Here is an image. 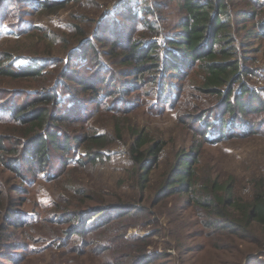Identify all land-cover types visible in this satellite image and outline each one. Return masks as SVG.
I'll use <instances>...</instances> for the list:
<instances>
[{"label": "rangeland", "instance_id": "374dc122", "mask_svg": "<svg viewBox=\"0 0 264 264\" xmlns=\"http://www.w3.org/2000/svg\"><path fill=\"white\" fill-rule=\"evenodd\" d=\"M41 1L0 0V64L9 66L11 56L18 58L17 62L20 63L28 62L25 61L27 57L46 61L42 65L43 78L21 79L0 75V104L7 106L31 102L33 98L27 92L41 90L42 83L49 78L54 82L53 85L60 86L58 91L61 96L69 95V99L73 97L74 102H78L76 113H79L82 103L88 104L84 106L87 111L83 114L84 118L72 120L71 124L60 122L63 129L67 126L70 132L77 130L80 135L86 134L89 129L96 132L108 129L114 138L118 136L113 128L118 120L123 126V136H129L128 130L131 128H142L151 138L166 143L164 156L150 173L146 192L149 203H144L148 210L139 212L133 218L135 225L127 231V237H147L148 251L154 256L150 263L142 261L138 264H251L264 261V251L259 252L255 248L246 251L242 258L233 249L237 243L229 238L225 239L221 249L214 250L212 242L215 239L211 240L205 235L211 229L200 223L196 212L188 207L186 195H172L162 201L157 197L164 176L173 165L176 152L180 149L191 151L200 145L199 162L196 163L197 177L218 176L221 181L232 177L237 192L248 198L253 182L264 178V112L235 113L239 121L256 124L254 133L242 136L236 134L216 143H207L199 131L202 126L188 115L193 112V105L205 108L204 105L208 104L206 98L199 100L190 94L193 69L178 77H173L174 72L171 70L167 71V75L165 72L160 80L162 84L172 86L163 92L158 82L143 84L139 87L141 93L137 91L128 94V86L124 87V91H116L117 87L140 82L136 76L122 75L124 70H129L123 62V56L132 41L142 38L158 40L164 45L166 39L180 28L184 16L181 1L48 0L64 3L61 9H44L39 6ZM229 1L234 10L251 9L245 0ZM125 2L132 10L143 8L146 4L151 7L152 13L146 14L141 9L132 19L124 9ZM260 16L264 17V8ZM155 21L156 25L150 27L149 24ZM243 24L257 31L253 23H243L241 20L236 23L240 41L246 34ZM78 34H83L84 40L89 37L95 45L94 51H86V60L83 61L73 55L82 41L78 40L81 36ZM245 46L251 72L246 78L247 84L264 103V36L245 40ZM67 72L73 77L77 74L79 78H74L78 81L82 77L91 82L103 78L112 80L114 76L113 86L105 88L101 83H96L99 91L95 94L91 87L81 89L78 81L65 79ZM145 77L151 80V77ZM240 88L238 85L236 90ZM147 90L152 95H146ZM112 91L117 92L116 96H110ZM120 95H124L123 101ZM69 99L66 101L71 103ZM241 101L248 102L247 96ZM217 103L215 101L213 105V118L221 123L222 117L231 119L233 115L225 113V104ZM61 109L69 113L67 104ZM8 117L0 115V135L11 136L17 126ZM114 142V151L94 166L88 163L77 168L76 164H69V167L63 168L64 158L61 153L54 154L49 169L54 170V174L60 172V175L53 180L42 177L35 179L32 170L28 168L23 173L26 180H32L21 179L2 162L3 151L0 150V188L5 193L3 197L7 198L6 191L10 193L16 204L15 209L23 213V219L27 215L34 216L29 223L10 226L4 217L6 211L0 209V264H76L77 261H84V255L80 254L91 249L88 239L101 227H97L98 222L88 221L85 229L82 226V234H72V228L77 223L72 225L62 221L59 216L62 212L59 208L67 206L65 200L70 199L73 204L77 200L73 193H65V184L75 180L78 186L86 187L87 194L104 195L107 198H114L112 195L115 193H131L125 187L129 185L126 180L132 170L125 154L127 147L121 141ZM7 146L10 149L18 148L11 143H7ZM49 175L53 174L50 172ZM125 217L123 212L110 213L107 220L112 223ZM8 234L12 236L10 240ZM224 248H228V251Z\"/></svg>", "mask_w": 264, "mask_h": 264}, {"label": "trees", "instance_id": "16d2710c", "mask_svg": "<svg viewBox=\"0 0 264 264\" xmlns=\"http://www.w3.org/2000/svg\"><path fill=\"white\" fill-rule=\"evenodd\" d=\"M179 1L184 11L179 30L172 37H168L164 45L158 40L138 38L132 41L123 56V62L129 70H124L122 75L136 76L140 82L117 87L116 91H124L128 86V94L137 91L141 93L139 87L143 84L158 82L163 92L172 86L162 84L160 78L165 72L167 75V71L171 70L174 72L173 77H178L193 69L194 79L191 82L193 86L190 94L199 100L206 98L208 104L204 105L205 108L193 105L191 108L193 112L187 114L192 121H197L198 125L202 126L199 131L204 140L207 143H216L232 135L254 133L256 124L239 121L235 113L264 112V103L258 94L248 87L246 81L251 72L245 48V40L264 36V17L260 16L264 0H245L251 8L249 10L243 8L234 10L229 0ZM39 6L44 9H61L65 4L43 0L39 2ZM124 9L132 19L141 9H143L141 12L146 14L152 13L151 7L146 4L143 8L132 10L133 8L125 2ZM241 20L243 23H253L257 31L254 32L243 24L242 28L246 30V34L240 41L236 23ZM145 23L148 22L145 20ZM149 25L150 27L156 25V21ZM78 35H81L78 40L82 41H79V48L75 49L73 55L83 61L86 60V51L90 49L94 51L95 45L91 43L89 37H85L84 40L83 34ZM17 59L11 56L9 66L0 64V75L21 79L44 77L42 65L46 61L27 57L25 61L28 62L20 63ZM69 73L65 74V79L78 81L74 78L78 76L77 74L73 77ZM145 76L151 77V80H147ZM113 79L114 76L112 80L103 78L91 82L90 79L82 77L78 84L81 89L91 87L97 94L99 90L96 83L109 88L113 86ZM42 84L41 90L27 92L28 96L33 98L29 103L7 106L4 103L0 104V115H8V118L17 124L11 136L0 135L2 162L10 172L23 180H26L23 171L27 168L32 170L35 179L42 177L53 180L60 175V172L54 174V170L49 169L54 154L61 153V157L64 158L63 168L69 167V164L70 166L76 164L77 168L88 163L94 166L114 151L112 148L114 141L124 143L127 148L126 153H123L132 166L126 180L129 185L125 187L131 193H115L112 195L114 198H107L104 195L93 196L87 194L85 186H78L74 180L65 184L64 191L77 196L76 204L67 199L65 200L67 206L57 208L62 209L59 215L62 221L72 225L77 223L72 228L73 235L82 234V226L85 229L88 221L98 222L97 227H101L88 239L91 249L80 254L84 255V261H77L76 264H138L142 261L150 263L154 256L148 251L147 237L137 239L127 237V231L135 225L133 218L139 212L148 210L144 203H149L146 192L150 183V173L164 156L166 143L161 139L151 138L142 128H131L128 130L129 136H123V126L118 120L113 127L118 136L114 138L108 129L103 132L89 129L83 135L78 134L77 130L70 132L67 126L63 129V126L59 125L60 122L71 124L72 120H82L83 114L87 113L85 107L88 104L82 103L79 113H76L78 102L75 103L73 97L69 99L71 97L69 95L61 96L58 91L59 85H53L54 82L49 78ZM138 84L139 86H136ZM237 84L241 87L240 90H236ZM116 91H112L110 96H116ZM145 93L148 96L152 95L149 90ZM246 96L248 102L244 103L241 100ZM67 98L72 100L71 103L66 101ZM119 98L123 101L124 95H120ZM215 101L218 102L217 105L225 104V113L232 114L235 118L232 116L226 120L222 117V123L214 119L212 114ZM64 104H67L71 115L61 109ZM7 143L15 144L18 148L10 149ZM197 146L191 151L180 149L176 152L173 165L158 189V199L162 201L172 195H186L188 207L196 212L200 223L211 229V232L208 231L205 235L211 240L215 239V242H212L214 250L221 249L225 239L229 238L237 243L233 249L242 258L246 251L252 248L259 252L264 251V178L253 182L248 198L237 192L232 177L225 181L211 175L198 178L196 163L199 162L201 146ZM50 172L53 175H49ZM6 193L7 198H4L5 193L0 188V209L6 211L3 215L8 225L20 226L25 222L29 223V220L32 221L34 216H24L25 220L21 217L23 213L15 209L16 204L12 196L7 191ZM117 212L125 213L126 217L121 221L108 223L110 213ZM7 236L9 240L12 238L9 234ZM224 249L228 251V248ZM251 264H264V261L259 260Z\"/></svg>", "mask_w": 264, "mask_h": 264}]
</instances>
